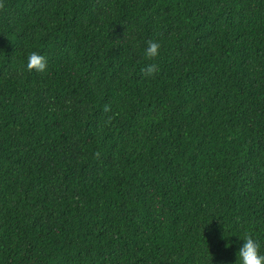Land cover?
Listing matches in <instances>:
<instances>
[{
	"label": "trees",
	"instance_id": "1",
	"mask_svg": "<svg viewBox=\"0 0 264 264\" xmlns=\"http://www.w3.org/2000/svg\"><path fill=\"white\" fill-rule=\"evenodd\" d=\"M3 3L0 264L264 255V0Z\"/></svg>",
	"mask_w": 264,
	"mask_h": 264
},
{
	"label": "clouds",
	"instance_id": "2",
	"mask_svg": "<svg viewBox=\"0 0 264 264\" xmlns=\"http://www.w3.org/2000/svg\"><path fill=\"white\" fill-rule=\"evenodd\" d=\"M3 0H0V11L4 9ZM126 35V33H125ZM160 45L157 42L149 40L147 48L144 51L146 59H155L159 55ZM26 69L28 72L44 73L47 69V60L37 52H31L27 57ZM147 76H154L158 67L155 64L147 65L143 70ZM109 108L106 106L105 111ZM99 153H97V156ZM243 245L239 249L237 255L239 257L238 264H264V255L260 253V243L253 237L252 234L245 232Z\"/></svg>",
	"mask_w": 264,
	"mask_h": 264
}]
</instances>
